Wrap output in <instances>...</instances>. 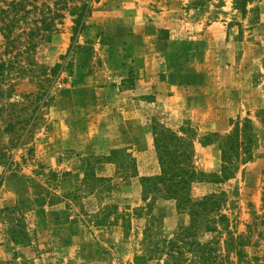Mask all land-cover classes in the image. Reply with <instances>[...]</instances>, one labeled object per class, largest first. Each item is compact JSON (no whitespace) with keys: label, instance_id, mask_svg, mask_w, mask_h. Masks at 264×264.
Returning a JSON list of instances; mask_svg holds the SVG:
<instances>
[{"label":"rangeland","instance_id":"374dc122","mask_svg":"<svg viewBox=\"0 0 264 264\" xmlns=\"http://www.w3.org/2000/svg\"><path fill=\"white\" fill-rule=\"evenodd\" d=\"M33 6L60 8L54 0ZM60 10L38 52L49 68L62 65L53 101L26 145L0 138V264H137L151 216L170 237L191 223L175 200H143L141 178L161 173L155 133L194 140L191 162L211 174L221 150L203 138L248 120L253 159L224 183L194 184L191 195L225 192L221 212L246 241L241 264H264V0L244 19L234 0H93L74 39L73 17ZM233 22L242 27L229 30ZM37 91L24 81L15 94ZM105 208L110 223L99 225ZM14 227L30 243L14 242Z\"/></svg>","mask_w":264,"mask_h":264},{"label":"trees","instance_id":"16d2710c","mask_svg":"<svg viewBox=\"0 0 264 264\" xmlns=\"http://www.w3.org/2000/svg\"><path fill=\"white\" fill-rule=\"evenodd\" d=\"M36 1L11 0L0 4V138L11 136L14 141L11 144L16 147L27 144L33 129L44 120L43 111L53 101L51 88L62 65L49 68L40 61L38 52L40 46L52 38L55 20L63 17L58 14L60 8L67 9L73 17V39L86 30L87 18L92 13L93 0H54L59 9L47 6L40 11L38 6H33ZM256 1L234 0V9L244 19L248 6ZM69 3L73 4L69 6ZM25 25H31L30 30ZM234 25L242 27L233 22L229 24V30ZM24 81L34 85L37 93L17 96L15 91ZM262 114L264 119V112ZM249 123L250 120L245 123L237 121L230 134H206L203 138V145L217 142L221 150L220 168L211 174L197 170L192 164L194 140L189 141L167 128L155 133L161 173L141 178L143 200H147L150 193L165 200H175L178 210L191 216V223L170 237L162 232L160 220L151 216L142 241L143 253L135 256L137 264H145L157 257L163 264H241L245 261V238L231 229L229 217L221 212L226 203V193H212L195 200L191 190L194 184L206 182L209 178L216 184L224 183L235 176L240 163L253 159L248 146L253 141ZM4 156L0 153V157ZM95 181L101 188L109 183L105 178H95ZM107 209L99 211L95 223H110L108 214L102 216ZM124 216V226L127 227L129 216ZM12 229L14 242L30 243L26 233L15 227ZM158 232L159 240H155ZM212 233H217V236L206 239V235ZM234 254L237 261L232 257Z\"/></svg>","mask_w":264,"mask_h":264}]
</instances>
